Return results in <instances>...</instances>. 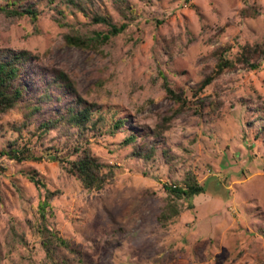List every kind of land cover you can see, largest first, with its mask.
<instances>
[{"label":"rangeland","instance_id":"374dc122","mask_svg":"<svg viewBox=\"0 0 264 264\" xmlns=\"http://www.w3.org/2000/svg\"><path fill=\"white\" fill-rule=\"evenodd\" d=\"M63 1L0 0L39 12L37 20L0 13V50L34 56L20 82L25 99L42 106L31 125L22 106L0 114V152L14 143L42 159L0 157V264H264V61L255 70L238 65L199 91L218 48L231 45L235 59L243 46L264 41V0H128L134 19L99 52L65 44L69 28L58 20L83 32L106 28ZM98 6L124 22L112 1ZM60 73L109 120L113 113L126 120L114 136H90L91 153L111 167L103 190L89 191L67 172L60 131L32 135L74 100L71 89L56 86ZM165 80L190 103L157 137L153 131L179 108ZM130 135L136 143L126 142ZM150 146H157L153 159L135 154ZM188 174L204 192L192 208L182 200L181 215L164 226L165 185ZM47 191L54 195L43 217Z\"/></svg>","mask_w":264,"mask_h":264},{"label":"trees","instance_id":"16d2710c","mask_svg":"<svg viewBox=\"0 0 264 264\" xmlns=\"http://www.w3.org/2000/svg\"><path fill=\"white\" fill-rule=\"evenodd\" d=\"M100 0H64L65 5L71 9L73 13L79 12L83 14L91 25H102L106 30H92L83 32L78 26L72 25L65 20H58L62 27L69 28L64 34V41L70 47H77L85 50L101 51V49L109 44L112 38L125 32L129 27L130 22L134 19L135 12L128 4V0H110L116 7V10L124 20L121 24H116L113 17L102 12L98 6ZM12 2L5 6H0V13L9 17H24L29 15L32 19L37 20L39 12L34 6H28L24 9L16 7ZM59 15L65 18L62 11ZM256 15V14H255ZM231 51V45H225L218 48L214 52L216 64L212 71L201 83L199 91H203L206 87L211 85L215 80L221 77L226 72L235 69L238 65H242L250 70L258 69L261 61H264V41L254 45H245L241 48V52L235 58H229L228 53ZM34 56L27 50L15 51L11 49L0 50V114L7 113L18 106H22L25 112L26 121L33 124V119L37 113L42 109L40 104L25 99L24 88L20 82L24 66L31 61ZM56 86L61 89H71L74 93V100L63 112L59 115L42 121L35 127L32 135L42 139L51 131H60L65 137L68 150L59 161L65 163L67 172L80 181L81 185L89 191L103 190L111 181L112 172L111 167L103 164L94 156L87 147L90 143L91 133H99L100 135H116L122 128H124L125 119L117 118L115 113L111 120L107 118L99 105L96 103H88L84 98L76 93L71 79L64 73H60L55 78ZM167 96L171 101L179 105L177 111L173 115L164 117L161 124L153 131L157 137H161L163 132L170 127V123L175 115L183 112L190 103L189 99L185 97L183 91L174 90L169 82L165 80L164 83ZM25 123L24 127H28ZM137 137L130 135L127 143H136ZM0 152V157L7 156L9 159L17 163L24 161L39 162L40 157L33 156L28 150H19L15 144L12 143ZM157 153V146L137 147L135 154L149 161ZM166 158H169L168 151L163 152ZM75 157V159H72ZM108 172H105V170ZM32 181L39 187H45V184L35 175L32 176ZM168 197L165 199V205L159 214L158 220L162 225L174 221L181 215L182 205L181 201L189 202V207L192 208V199L194 196L204 192V188L199 184L196 176L188 174L182 182L165 185ZM46 201L40 204L45 217V212L49 207V202L54 193L46 192ZM49 231V230H48ZM51 240L65 248H71L68 241L59 236L57 232H50Z\"/></svg>","mask_w":264,"mask_h":264}]
</instances>
